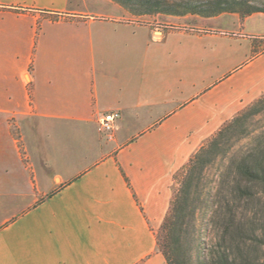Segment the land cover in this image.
Here are the masks:
<instances>
[{"label": "crops", "instance_id": "obj_1", "mask_svg": "<svg viewBox=\"0 0 264 264\" xmlns=\"http://www.w3.org/2000/svg\"><path fill=\"white\" fill-rule=\"evenodd\" d=\"M163 18L0 0V264H168L179 173L264 96V13Z\"/></svg>", "mask_w": 264, "mask_h": 264}, {"label": "rangeland", "instance_id": "obj_2", "mask_svg": "<svg viewBox=\"0 0 264 264\" xmlns=\"http://www.w3.org/2000/svg\"><path fill=\"white\" fill-rule=\"evenodd\" d=\"M244 1L248 6L264 8V0ZM130 7L134 15L146 11L142 3L132 2ZM153 13L151 15L153 17L151 23L155 27H160L166 21L163 18L165 15L157 12ZM261 43V51H263L264 40H261ZM263 98L264 96L260 99ZM259 100L245 107L235 117H240V121L236 122L234 127L222 138L220 146L209 158L212 162L202 170L199 184L196 185L197 182H195L191 190L189 211L191 216L193 214L191 211L194 210L195 214L190 218H186L185 228L181 232H175V246L179 249L178 264H227L224 258L227 255L229 244L226 231L228 220L227 204L233 199V190L239 186L244 187L247 185L241 172L245 161L250 157L264 159V103L257 106L256 104ZM235 118L225 127L232 123ZM218 133L219 131L199 151L203 147L208 146L209 142ZM188 164L177 177L175 195L182 187L183 177ZM250 187H252V191L257 190L255 184H250ZM245 189L243 188L242 191L246 192ZM197 199L199 202H197ZM241 206L242 213L250 214L251 216L249 220H242L241 224H238L236 228L239 235H237V246L239 248V250L237 249V255L241 258L240 263L264 264V201L259 204V201H251L249 203L244 199ZM254 212L257 213L256 218L258 220L256 221H253ZM164 220L156 228L157 239L160 242L165 238V234L162 231ZM257 228L261 229L259 240L263 244L260 245L248 241L254 236L252 230Z\"/></svg>", "mask_w": 264, "mask_h": 264}, {"label": "trees", "instance_id": "obj_3", "mask_svg": "<svg viewBox=\"0 0 264 264\" xmlns=\"http://www.w3.org/2000/svg\"><path fill=\"white\" fill-rule=\"evenodd\" d=\"M127 10L131 11L130 3L137 2L142 3V6L146 8L144 13L136 15H149L157 12L166 16L182 17L186 15H197L204 18L216 17L223 13H238L243 18L250 16L254 13H264V8H258L248 6L244 0H115ZM133 13V11H131ZM264 103V98L257 102V106ZM240 117L230 123L227 127L219 131L213 140L209 142V145L203 147L190 161L185 171L182 187L176 192L175 199L169 215L164 220L162 231L165 234V238L162 242L158 241L159 249L166 257L168 264H178L179 254L178 248L175 246V232H181L185 228L186 218L194 216L195 211H191L190 214V195L191 190L199 184L201 172L210 162L209 158L216 152L217 148L222 142V138L225 137L228 131H230L236 122H239ZM241 172L245 177L246 186H239L233 190V199L228 202L226 212L228 214V220L226 224V231L228 236V252L225 255V261L227 264H241L240 257L237 255V225L241 224L242 220H249L250 214L242 213V201L244 199L247 202L259 201V204L264 201V159H257L250 157L245 161ZM250 184H255L257 190H251ZM195 185V186H196ZM245 189L242 191V189ZM197 202L199 200L197 199ZM196 208V207H194ZM257 213L254 212V220H258ZM252 218V217H251ZM259 228L253 229L254 238L248 239V241L257 244H263L260 240ZM239 236V235H238ZM162 247V249H161Z\"/></svg>", "mask_w": 264, "mask_h": 264}, {"label": "built area", "instance_id": "obj_4", "mask_svg": "<svg viewBox=\"0 0 264 264\" xmlns=\"http://www.w3.org/2000/svg\"><path fill=\"white\" fill-rule=\"evenodd\" d=\"M118 113H107L99 121V131L107 140L112 141L115 138V125L119 118Z\"/></svg>", "mask_w": 264, "mask_h": 264}]
</instances>
